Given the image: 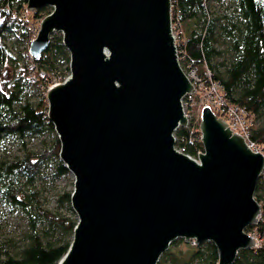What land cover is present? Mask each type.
Instances as JSON below:
<instances>
[{
  "label": "water",
  "instance_id": "1",
  "mask_svg": "<svg viewBox=\"0 0 264 264\" xmlns=\"http://www.w3.org/2000/svg\"><path fill=\"white\" fill-rule=\"evenodd\" d=\"M51 8L30 42L41 57L63 33L70 73L48 87L60 157L74 173L77 223L57 264H157L170 242L212 241L215 264L255 247L246 226L264 153L209 104L200 110L199 160L176 149L181 98L195 92L173 36L171 0H27Z\"/></svg>",
  "mask_w": 264,
  "mask_h": 264
},
{
  "label": "trees",
  "instance_id": "2",
  "mask_svg": "<svg viewBox=\"0 0 264 264\" xmlns=\"http://www.w3.org/2000/svg\"><path fill=\"white\" fill-rule=\"evenodd\" d=\"M209 1L171 0L172 24L180 30L182 65H196L201 73L205 70V65L213 70L214 78L222 82L226 96L252 112L254 124L250 138L264 150V124L258 125L256 121L259 116H264V0H233V4L218 14L211 11ZM14 5L13 0H0V49H4L9 56L12 50L4 40V32L23 25L29 43L33 39L30 19L21 12L18 14L23 5ZM24 10L32 13L33 17H44L50 13L51 8L43 6L39 10L29 11L27 5H24ZM218 44H225L226 48L222 49ZM27 55L37 62L38 68L46 66L58 72L61 69L59 64L65 63L67 73L56 74L62 81L70 73L71 55L63 43V33L54 32L49 47L41 57L31 56L30 53ZM34 68L28 59L21 66L25 73ZM36 73L45 84L53 82V77L47 80L39 69H36ZM1 74L0 68V77ZM14 86L4 89L0 85V141L9 134L24 138L29 133L44 132L47 128L55 130L54 123L48 116L47 88L41 92L39 101L33 102L27 98L24 100V89L19 82ZM174 133L178 136L179 145L185 146L187 152L194 151L193 134L196 132L191 127L179 126ZM60 148L61 141L57 136L51 146L38 151L27 149L25 155L0 163V194L3 198L14 206L31 209L35 217L55 222L65 232L63 237L51 240L44 239L41 232L33 231L30 241L21 248V252L13 254L6 251L5 256H0V264H57L68 251L78 217L60 216L52 209L42 206L39 190L34 188L28 193L24 184L19 181L21 176L35 178L42 162L53 156L58 158L59 173L68 172V167L60 157ZM7 176L12 177L11 180L2 184V178ZM256 185L254 194L261 202L264 215V174ZM71 191L67 190L62 194L70 205ZM246 229L257 231L263 242L257 247L239 249L233 264H264V221L249 224ZM182 241L185 247H189L187 251L184 250L188 253L187 258L181 262L173 258L169 261L162 258L157 264H215L217 261L214 242L207 240L198 244L184 239ZM168 252L166 250L164 254H169Z\"/></svg>",
  "mask_w": 264,
  "mask_h": 264
},
{
  "label": "rangeland",
  "instance_id": "3",
  "mask_svg": "<svg viewBox=\"0 0 264 264\" xmlns=\"http://www.w3.org/2000/svg\"><path fill=\"white\" fill-rule=\"evenodd\" d=\"M232 2L233 0H210L209 5L211 11L218 14L223 12L228 5L233 4ZM13 3L15 7H19L20 4L23 5L20 7L18 14L21 12L22 15H27V18L31 21V26H35L39 31L41 26L40 22L43 17L41 15L33 17L32 13L25 12L24 5H27V1L13 0ZM26 32V28L21 25L3 34L4 40L12 50V54L9 56L4 49H0V68L2 71L0 85L4 89H8L15 87L14 85L19 82L22 89H24V100L27 98L31 99L33 102H37L44 88L37 84H32L28 78L29 75L35 74L38 76L36 69H39L40 74L47 78V80L53 77V82L48 84L51 85L55 83L56 80H60L59 76L56 74H66L67 69L65 63L59 64L61 69L59 68L60 70L58 72L56 69L51 70L46 66H44L45 69L41 68V66L38 68L37 62L27 55V53H30V43L28 37L25 35ZM218 47L222 49L226 48L225 44H218ZM27 59L35 68L25 73L24 70L21 69V66H23ZM43 72H45L44 75L42 74ZM54 76H56L55 79ZM43 82L46 83L44 80ZM256 121L258 125L264 124V116H259ZM57 136L58 133L56 130L48 128L44 130V132L29 133L24 138L17 134H9L0 141V163L8 159H16L18 156L25 155L27 149L38 151V149L45 146H51ZM57 161L58 158L55 156L49 158L42 162L43 164L35 178L29 179L27 176H21L19 181L24 184L28 193L34 188L39 190L42 206L52 209L60 216L78 217L72 205H70L62 195L63 192L72 190L74 186V173L70 171L59 173ZM11 178L12 177L9 176L2 178V184L7 183ZM33 231L41 232L44 239L51 240H57L65 235L62 228L55 222H50L45 218L35 217L31 209L14 206L7 202L0 194V256H5L6 251L13 254L21 252V248L30 241V236ZM182 239L184 238L178 237L172 240L167 249L169 254L165 255V252H163L160 260L163 258L169 261L173 258L181 262L182 259L187 258L188 253L184 250L189 247H185L186 245L183 243Z\"/></svg>",
  "mask_w": 264,
  "mask_h": 264
},
{
  "label": "built area",
  "instance_id": "4",
  "mask_svg": "<svg viewBox=\"0 0 264 264\" xmlns=\"http://www.w3.org/2000/svg\"><path fill=\"white\" fill-rule=\"evenodd\" d=\"M173 28V36L176 43V49L178 54V60L180 61L182 70L185 71L189 81L192 82L194 86L195 92H187L185 95L181 98L183 113L187 117L186 126L191 127L192 131L196 132L193 135V142L195 143L194 151H186L185 146L178 144V136L175 135V146L176 149L182 151L183 153L191 156L196 161L199 160V152L203 151L202 141H201V134H200V110L202 105L209 104L217 116L222 117L225 122H227V125L231 132H237L240 135H243L245 138L246 143L248 146L256 151H260L264 153V150L261 146H259L254 140L250 138L251 136V129L252 125L254 124V116L251 111L247 110V108L241 104L236 103L233 100H230L224 90H223V84L219 79L214 78V72L212 69H210L207 65H205V70L201 73L200 70H198V67L196 65H190V64H183L182 65V58H183V49L180 48L179 42H180V30L178 28H175L172 24ZM38 29L33 26L32 27V35L33 38L37 36ZM43 75L45 72L42 73ZM30 81L32 84H37L41 86L42 88L50 87L53 84H56L60 80H56L55 83L51 85L45 84L40 77L37 75H29ZM62 81V80H61ZM198 121V124H197ZM182 126V125H180ZM184 126V127H186ZM179 127V126H178ZM201 142V144H200ZM264 174V171L263 173ZM258 218L260 220L264 221V215L261 213L258 215ZM257 221V222H258ZM248 231V230H247ZM250 235L253 236V238L256 241V245L260 246L263 242V239L260 237V235L257 233V231H248ZM193 243H196L193 239Z\"/></svg>",
  "mask_w": 264,
  "mask_h": 264
}]
</instances>
